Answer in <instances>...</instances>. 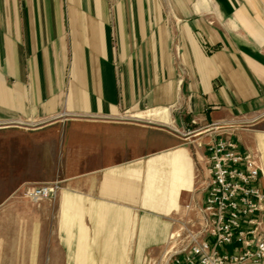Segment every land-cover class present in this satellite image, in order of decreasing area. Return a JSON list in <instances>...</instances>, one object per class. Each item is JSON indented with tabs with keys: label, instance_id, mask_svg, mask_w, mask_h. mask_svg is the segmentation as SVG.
I'll list each match as a JSON object with an SVG mask.
<instances>
[{
	"label": "crops",
	"instance_id": "1",
	"mask_svg": "<svg viewBox=\"0 0 264 264\" xmlns=\"http://www.w3.org/2000/svg\"><path fill=\"white\" fill-rule=\"evenodd\" d=\"M169 109L184 129L264 114V0H0V118L144 111L168 122ZM114 129L122 145L93 172L102 200L60 194L61 240L73 264H127L136 224L127 205L156 201L167 183L166 204L176 208L192 188V159L176 134L150 140L133 125ZM252 134L254 185L264 191V126ZM133 144L136 157L155 151L156 173L127 164ZM152 232L157 243L172 235L168 223L142 217L139 240Z\"/></svg>",
	"mask_w": 264,
	"mask_h": 264
},
{
	"label": "rangeland",
	"instance_id": "2",
	"mask_svg": "<svg viewBox=\"0 0 264 264\" xmlns=\"http://www.w3.org/2000/svg\"><path fill=\"white\" fill-rule=\"evenodd\" d=\"M142 112L122 111L108 117L60 114L35 119L0 118V264L74 263L72 250L61 240L64 232L59 226L60 194L65 190L100 199L96 196L98 186H94L97 180L93 172L100 157L114 156L118 143L122 145L121 135L114 129L120 124L142 128L150 140L156 132L176 134L179 147L188 149L193 163L192 188L181 191L176 208L169 209L166 204L167 183L156 201L143 204L135 199L127 205L133 209L136 222L129 240L127 264H164L168 250L176 251L186 245L200 224L199 209L208 177L206 157L201 155L199 147L202 144L206 147L217 133L218 137L232 140L240 152L254 160L252 133L264 126V114L184 129L175 124L171 109L168 122L144 116ZM207 133H211L208 139L211 138L203 143L204 139L199 138ZM136 147L133 144V157L126 159L127 164L141 161L144 174L156 173L160 159L155 151H142L143 157H136ZM163 163L159 169L167 174L169 158H164ZM141 179L144 184V178ZM36 186H46L50 192L32 199L26 192ZM144 216L168 223L172 235L157 243L156 232H152L140 241L139 223ZM84 221L91 226L88 216ZM250 263L264 264V257Z\"/></svg>",
	"mask_w": 264,
	"mask_h": 264
},
{
	"label": "built area",
	"instance_id": "3",
	"mask_svg": "<svg viewBox=\"0 0 264 264\" xmlns=\"http://www.w3.org/2000/svg\"><path fill=\"white\" fill-rule=\"evenodd\" d=\"M206 149L208 177L200 224L185 246L168 250V264H244L264 257V191L254 185L260 168L217 133ZM49 192L46 186H36L26 195L35 199Z\"/></svg>",
	"mask_w": 264,
	"mask_h": 264
},
{
	"label": "bare ground",
	"instance_id": "4",
	"mask_svg": "<svg viewBox=\"0 0 264 264\" xmlns=\"http://www.w3.org/2000/svg\"><path fill=\"white\" fill-rule=\"evenodd\" d=\"M162 110V109H161ZM164 111V110H163ZM165 112V111H164ZM155 113V112H154ZM157 114V113H156ZM166 114V113H165ZM246 263H248V262H245L244 264H246ZM164 264H168V259H165V261H164Z\"/></svg>",
	"mask_w": 264,
	"mask_h": 264
}]
</instances>
